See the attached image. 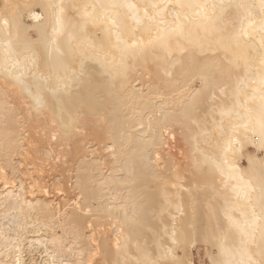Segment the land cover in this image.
I'll list each match as a JSON object with an SVG mask.
<instances>
[{"label": "bare ground", "instance_id": "6f19581e", "mask_svg": "<svg viewBox=\"0 0 264 264\" xmlns=\"http://www.w3.org/2000/svg\"><path fill=\"white\" fill-rule=\"evenodd\" d=\"M195 260L264 264V0H0V264Z\"/></svg>", "mask_w": 264, "mask_h": 264}, {"label": "rangeland", "instance_id": "374dc122", "mask_svg": "<svg viewBox=\"0 0 264 264\" xmlns=\"http://www.w3.org/2000/svg\"><path fill=\"white\" fill-rule=\"evenodd\" d=\"M249 150H250V149H249ZM244 162H245V161L243 160V163H244ZM195 263H196V264H200L199 261H197V260H195Z\"/></svg>", "mask_w": 264, "mask_h": 264}]
</instances>
